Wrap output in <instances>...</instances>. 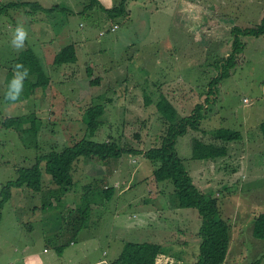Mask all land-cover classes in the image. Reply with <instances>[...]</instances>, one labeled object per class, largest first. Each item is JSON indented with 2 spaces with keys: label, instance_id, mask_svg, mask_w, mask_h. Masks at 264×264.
Listing matches in <instances>:
<instances>
[{
  "label": "rangeland",
  "instance_id": "1",
  "mask_svg": "<svg viewBox=\"0 0 264 264\" xmlns=\"http://www.w3.org/2000/svg\"><path fill=\"white\" fill-rule=\"evenodd\" d=\"M91 1L39 0L44 7H58L40 15L45 39H53L44 44V53L43 46L35 43V29L16 8L0 19L4 22L0 60H6L9 49H16L13 32L17 24H23L28 35L18 54L32 47L51 81L35 87L27 76L20 98L6 100L13 76L7 77L0 61V191L19 176L18 168L30 167L53 147L62 150L86 135L83 120L91 106L106 107L103 125L92 139L116 135L127 147L147 150L166 130L156 105L160 97L167 96L178 109L177 123L191 115L199 102L207 108V98L214 92L215 101L204 111L208 116L200 122L201 129L190 128L180 135L176 149L198 188L220 199L222 216L232 225L230 255L224 264H264V239L253 235L255 219L264 212V136L258 129L264 121V34L244 36L245 48L237 56V65L211 86L221 70L219 60L232 49L233 27L261 23L264 0H129L131 12L121 17L115 31L110 29L115 22L100 6L110 8L122 0H97L99 5L90 9ZM10 17L15 21H7ZM71 43H75L77 61L54 63L53 52ZM33 115L42 122L39 135L1 124L3 117L26 116L24 127H30ZM222 128L241 131L243 140L229 143L223 157L195 158V139L215 140L212 132ZM82 167L76 171L77 187L91 181L93 188L92 182L97 181L96 192L100 187L115 189L110 200L89 199L85 204L90 205L87 215L91 218L80 230L85 239L78 240L85 244L82 264L118 255L128 241H156L151 238L153 229L164 226L172 227L174 234L170 231L168 239L161 240L163 255L158 264L193 262L199 253L196 232L202 225L201 214L195 207L176 205L174 184L155 179L151 159L134 152L107 166L89 162L86 170ZM43 183L42 193L32 197L28 194L34 191L29 188L19 195L14 190V197L5 204L0 264H37L38 259H48L44 247L49 248L48 254L53 247H70L60 233L44 232L69 230L73 219L82 223L77 205L84 196L72 189L71 207L67 202L54 204L60 189H51L57 185L45 173ZM66 262L64 255L61 264Z\"/></svg>",
  "mask_w": 264,
  "mask_h": 264
},
{
  "label": "trees",
  "instance_id": "2",
  "mask_svg": "<svg viewBox=\"0 0 264 264\" xmlns=\"http://www.w3.org/2000/svg\"><path fill=\"white\" fill-rule=\"evenodd\" d=\"M128 3L129 0H122L118 5L110 8L104 5L100 7L107 13L109 21L112 20V23H117L119 27L118 21H121V17L125 15L129 16L131 12ZM0 4H3L0 8V19L3 15L9 14L10 8H16V10L20 8L28 13H36L37 10H40L45 14L57 7L47 8L39 2L32 1H10L7 3L0 1ZM98 5L99 3L97 0H92L88 7L91 9ZM10 20L15 21L12 17L7 19V21ZM3 23V20H0V27ZM115 23L112 25L114 26ZM110 29L115 31L116 28L114 30L113 28ZM231 34L233 37L232 49L226 58L219 60L221 70L211 82L212 87L213 84L219 82V78L224 76L226 72L230 73L237 65V56L242 53L245 48L243 37L260 36L264 34V17L261 23L254 27L234 26ZM75 48L74 43L63 47L56 54L54 63L68 64L77 61ZM20 63L23 64L24 69L28 70V75H35L39 83H34L33 85H35V87H39L50 81V77L45 73L33 49L29 48L20 54ZM98 82L99 80H96L95 83ZM210 99L211 97L209 95L207 98L208 103ZM156 105L158 111L162 115L166 130L160 137V141H157L154 147H150L147 150L135 148L133 146L127 147L116 135H107L106 139L103 138L104 140L92 139L101 125H103L104 121L102 120V116L106 112V107L104 105L91 106L85 113L83 120L87 126L86 135L75 141L72 145L65 146L62 150L53 147L48 153L38 156L36 163L30 167L18 168L19 176L15 180L8 181L2 186L0 191V221L3 217L5 204L14 197V190L16 191L15 194H19L18 190H21V188H29L34 192L42 191L44 186V173L51 177L53 183L60 186L62 193H66L71 188H74V186H77L76 171L80 163L82 165L83 163L93 161L99 164H112L113 162L119 161L126 153L141 152L142 155L153 161V173L157 181L170 180L174 184L175 193L178 195V199L174 200L176 205L179 207H195L201 214L202 225L197 232V236L200 238L199 253L195 256L193 264H224L232 241V225L227 218L222 216L220 199L198 188L183 158L179 156L176 149L177 139L180 135L186 134L190 128L195 130L201 129L200 122H202L204 117L208 116L207 113L204 112L208 110V107L205 108V105L199 102L191 115L180 118L176 123L175 121L179 112L167 96L164 95L160 97ZM32 118L34 120L30 127H24L25 122L28 121V117L26 116L3 117L1 124L5 128H14L21 133H30L31 131L39 135L42 122L39 123L38 120L40 119L35 115H33ZM258 127L260 133L264 136V121H262ZM208 132V130L204 129L202 133L207 135ZM212 136L215 140L219 139L223 141V143L219 145L212 139L210 142H206L199 138L195 139V158L214 160L223 157L228 154L229 143L243 139L241 131L231 130L229 128H222L219 131L212 132ZM92 184L94 185L93 188L98 186L95 185L97 181L92 182ZM100 188L101 190L98 192L95 190L90 191L92 190V188H90L85 196L82 197L83 204L79 203V205H77L78 211L83 213L81 218L82 223H86L87 217L89 216L87 215L88 209L86 207L90 208V205H85L88 204L86 203L88 198L96 201L100 198H106L107 200L112 198L115 190L114 188ZM46 203L48 202H45L44 207ZM63 217L65 218V216ZM81 226L84 227L83 224H81L80 227ZM253 235L264 239V212L260 213L255 219L253 224ZM162 248V244L156 242L146 241L138 243L128 241L125 243V247L114 264H155L158 256L163 251Z\"/></svg>",
  "mask_w": 264,
  "mask_h": 264
},
{
  "label": "crops",
  "instance_id": "3",
  "mask_svg": "<svg viewBox=\"0 0 264 264\" xmlns=\"http://www.w3.org/2000/svg\"><path fill=\"white\" fill-rule=\"evenodd\" d=\"M25 1H29V0H25ZM32 2H39V0H33ZM130 2V1H129ZM128 6H129V3H128ZM129 8H130V6H129ZM17 12H21V14L25 17V19H26V21L28 22V23H30L31 24V26L33 27V29H35V32H32L33 34H35L37 37V40L35 41V43L36 44H38L39 46H43V52L42 53H44V44L46 43V41H51V40H53L52 38H48V39H45V37H44V34H43V30L42 29H44V27H43V21L41 20V18H40V15L41 14H43V12H41L40 10H37V12L36 13H28V12H26L25 10H23V9H20V8H18L17 10H16ZM34 15H36V16H34ZM24 17H23V20H24ZM44 19V18H43ZM25 21V20H24ZM29 26V30H30V33H31V26L30 25H28ZM75 44V43H74ZM26 46H28V44L26 45ZM31 49H33L32 47H30ZM34 50V49H33ZM59 50H60V48L58 49V50H56L55 52H53L54 53V59H53V61H55V57H56V54L59 52ZM19 52H21L20 50H18V49H13V48H11V49H9L8 50V53H7V55L5 56L6 57V60L4 61V60H0L1 61V63L2 64H4V65H2L3 66V68L8 72V74H7V77H12L13 76V69H14V65H16L17 63H19V64H21L20 63V54H18ZM34 52L36 53V56H38V58H39V60H40V63L42 64V62H41V59H40V56H39V54L34 50ZM1 56V55H0ZM52 61V60H51ZM23 65V64H22ZM42 66H43V64H42ZM1 67V66H0ZM43 68H44V66H43ZM20 71H23V69H21ZM44 71H45V73L50 77V75L48 74V72L45 70V68H44ZM28 76H30V78H32L34 81H33V84L35 83V84H39L38 82H37V79H36V77H35V75L33 74V75H28ZM51 81H49L48 83H50ZM39 87H41V86H39ZM55 93V92H54ZM38 93H35L34 94V97L37 95ZM47 97V95L45 94V98ZM210 97H211V99H210V102L207 104L208 105V109L210 108V106H211V104H213L212 102H214L215 101V94H214V92H211V94H210ZM51 109H54V107H52ZM261 134V133H260ZM261 136L263 137V135L261 134ZM243 140V139H242ZM91 162H93V161H91ZM116 162H118V161H116ZM114 163V162H113ZM88 163H83L82 165L84 166V167H82L83 169L85 168V170H86V167H85V165H87ZM80 165H81V163H80ZM107 166V164H103V166ZM83 172V171H82ZM91 182V181H90ZM90 182H87V183H82L81 185H80V187H75L74 186V188H71L70 190H68L66 193H62L61 192V189H60V186H58L57 184H55V185H57V186H53V188H51L52 190H54V189H60V191L55 195V201H54V204L55 203H58V204H63V203H65V202H67L68 203V206H72V204H70V202H74V197L75 196H73L72 194H71V190L73 189V191L76 193V190L78 191V193H79V191H81L82 192V195L83 196H85V194L87 193V191H88V188L90 189L91 187H89V186H91L90 185ZM77 184V183H76ZM75 184V185H76ZM22 189L23 188H21V190L19 189L18 190V192H19V194H20V192L22 191ZM44 189V188H43ZM43 189H42V191H43ZM75 189V190H74ZM80 189V190H79ZM94 190V188H92V190H90V191H93ZM42 191H38V192H29V196H32L33 197V195H34V193H38V194H40V192L42 193ZM80 192V193H81ZM18 194V195H19ZM44 194H42V196H43ZM37 196V195H36ZM35 196V197H36ZM41 196V195H40ZM51 196V195H50ZM61 199V200H60ZM57 200H60V201H57ZM98 201V200H97ZM78 202L79 201H77L76 202V204H78ZM89 202V198H88V200H87V202L86 203H88ZM50 203H52V201H50ZM53 204V203H52ZM99 204V203H98ZM87 209H88V207H86ZM82 218V217H81ZM88 219L87 220H90V218L91 217H87ZM84 220V219H83ZM71 222V226H70V229L69 230H63L64 232H48V233H46V232H44V234L45 235H54V234H56V233H60V236H59V238H64V240H65V242L66 241H70V247H68V248H63L62 246H60L59 248H58V250H56L57 249V247L55 248V247H53V251H52V253L51 254H48L49 252H50V250H49V248L48 247H44V252H46L47 254V261H42L41 259H38V263L37 264H61V260H62V258L64 257V255H65V259H67V262H66V264H82V261H83V258H84V256H83V253H82V250H84V245L85 244H81V243H79L78 242V240L79 239H85V237H83L82 235L80 236V230H82L84 227H87V225H85L84 223L85 222H83V223H80V224H78L77 223V221H75L74 219L72 220V221H70ZM81 224H83L84 225V227H80V225ZM168 227L169 226H164V227H162L160 230H158V229H153L154 230V232L155 233H153V236L151 237L153 240H156V241H153V242H156V243H158V244H162L161 243V240H167L168 239V236L170 235V231L172 232L173 230H172V227H170V229H168ZM173 233V232H172ZM197 233V232H196ZM174 234V233H173ZM78 235H79V238H78ZM93 236H94V234H92ZM78 238V239H77ZM197 238L200 240V238L197 236ZM132 242H138V243H141V242H146V241H132ZM232 242V241H231ZM52 244V243H51ZM199 244H200V242H199ZM232 244V243H231ZM53 246V245H52ZM78 247H80L81 248V251L79 250V248ZM83 247V248H82ZM230 248H231V245H230ZM230 248H229V252H228V256H227V258L229 257V255H230ZM122 250H123V248L118 252V255H114L113 257H111V258H109V257H98V258H95L94 260H91V261H88V262H86V263H84V264H114L115 262H116V260L119 258V255H120V253L122 252ZM39 250H36L35 251V253L34 254H36V255H38L39 254ZM56 252H59V254L58 255H56L57 253ZM163 254L161 253L159 256H158V258H157V261H156V263L155 264H158L159 263V260H160V257L162 256ZM116 258V259H115ZM227 258H226V260H227ZM113 259H115L113 262H111ZM194 260H195V258H194ZM194 260H193V262H194ZM111 262V263H110ZM192 262V263H193ZM191 263V264H192ZM226 263V262H225ZM164 264H165V261H164ZM176 264H182V262H177Z\"/></svg>",
  "mask_w": 264,
  "mask_h": 264
},
{
  "label": "clouds",
  "instance_id": "4",
  "mask_svg": "<svg viewBox=\"0 0 264 264\" xmlns=\"http://www.w3.org/2000/svg\"><path fill=\"white\" fill-rule=\"evenodd\" d=\"M27 35V29L24 27V25L17 24L14 29L11 41L13 46L16 49H21L23 47L25 39L27 38ZM21 69H23V71H20ZM27 75L28 70L24 69V66L22 64L17 63L16 65H14L13 78L9 84V89L5 94L6 100L17 101L20 98V93L23 90V81L27 77Z\"/></svg>",
  "mask_w": 264,
  "mask_h": 264
},
{
  "label": "built area",
  "instance_id": "5",
  "mask_svg": "<svg viewBox=\"0 0 264 264\" xmlns=\"http://www.w3.org/2000/svg\"><path fill=\"white\" fill-rule=\"evenodd\" d=\"M118 27V25L117 24H115L114 26H113V30L115 29V28H117Z\"/></svg>",
  "mask_w": 264,
  "mask_h": 264
}]
</instances>
